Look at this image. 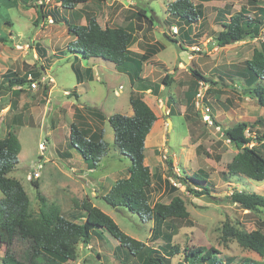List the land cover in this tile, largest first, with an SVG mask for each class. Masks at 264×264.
<instances>
[{
  "label": "rangeland",
  "instance_id": "obj_1",
  "mask_svg": "<svg viewBox=\"0 0 264 264\" xmlns=\"http://www.w3.org/2000/svg\"><path fill=\"white\" fill-rule=\"evenodd\" d=\"M172 1L90 0L77 4L73 9H66L61 8L56 0H46L47 9L58 7L60 18L54 20L49 16L35 24L38 17L36 3H41V0H0V136L9 129L14 130L22 145L20 162L9 176L19 179L24 185L30 198L32 217L39 216L38 190L43 195L48 194L51 201L64 202L66 209L72 206L73 197L78 195L79 200L89 199L112 216L123 231L156 251L164 253L165 235H172L173 244L179 245L182 250L196 246L213 247L217 256L228 260V264L245 258L261 259L256 251L225 234L226 223L237 230L264 232V207L250 211L228 198L235 190L264 195V180L227 173L239 148L226 137L224 130L246 121L250 124L247 135L257 137L264 133V105L249 96V89L256 83H250L245 69V61L264 41V26L259 37L225 46H220L215 36L223 29V21L242 10L256 15L259 7L264 8V0H193L203 3L206 14L200 22L191 26L170 15L168 8ZM142 11L149 17L153 16L154 26L140 32L138 19L147 22L145 16L140 15ZM87 13L94 15L104 27L136 30L138 46H142V41L149 46L156 40L166 45L158 55L166 65H158L156 80H152L160 86L159 93L147 90L144 91L147 93L145 96L142 94L161 115L146 140V164L150 165L152 173H157L151 201L169 203L173 196L180 195L192 224L186 219H168L161 233L154 234V220H144L126 208H113L103 200V195L117 180L128 176L131 163L116 145L113 128L106 116L117 112L131 115L129 94L136 91L128 77L115 66L116 63L103 58L85 59L81 55L76 60L75 52L69 47L75 40L69 31V24L74 21L86 24ZM173 27L181 33L184 29L190 30V38L193 39L188 41L175 36ZM171 37H178L181 44ZM136 47L137 44H134L132 49ZM79 61L84 66L95 64L99 79L79 87L82 93L77 96V74L72 65ZM34 67L42 77L36 81V86L26 83L21 86L23 90L16 93L15 87L9 89L5 85L2 75L7 70L25 75ZM169 70L175 71V77L171 85L166 86L163 77ZM194 70H199L212 82L201 81L197 94L189 103L186 92L194 84ZM261 83L264 87V80ZM135 85L140 89L138 83ZM52 88L51 103H47L45 113V97L49 96ZM198 93L200 102L211 107L212 123L204 120L201 109L196 106ZM16 102L13 107L12 103ZM165 105L168 106L166 113L163 111ZM170 108H173L174 114H169ZM92 110L104 112V119L92 117L89 113ZM88 122L94 127L99 126L98 134L104 130V140L109 145L98 168L91 172L97 178L82 176L65 168L66 165H73L80 170L81 160L76 157L80 154L71 144V126L75 123L87 128L90 125ZM41 145L46 149L42 150ZM254 145L264 154V140L255 139L251 143V146ZM170 159H173V170L178 175L202 172L208 179L209 193L193 194L174 178L171 180L180 190L174 194L165 190L164 179L159 182L157 178L158 175L163 178L169 176ZM35 169L43 171L39 179L34 175ZM63 169L67 171L63 172ZM50 171L58 179L45 184L46 189L42 185L39 189L35 187L32 181L45 180ZM193 187L201 189L200 186ZM6 250L7 245L0 243V264H4ZM171 260L173 264H190L185 261L183 253L171 256ZM69 264H139V261L107 229L97 228L89 245L78 244L76 259Z\"/></svg>",
  "mask_w": 264,
  "mask_h": 264
},
{
  "label": "trees",
  "instance_id": "obj_2",
  "mask_svg": "<svg viewBox=\"0 0 264 264\" xmlns=\"http://www.w3.org/2000/svg\"><path fill=\"white\" fill-rule=\"evenodd\" d=\"M41 1L39 4L36 3L38 17L35 24L49 16L58 20L60 18L58 7L47 9L46 0ZM88 1L90 0H56V3H59L61 8L73 9L77 4ZM168 11L170 15L177 17L178 21L189 26L200 22L206 14L203 3H195L193 0H174L169 4ZM140 15L145 16L147 22H141L142 19L139 18V23H137L139 30L154 26L153 16L149 17L144 11ZM86 17V24L75 21L69 24V31L75 37L69 47L75 52V57L81 55L85 59L110 60L116 63L122 71L128 73L132 82L148 83V80L141 76L144 62L155 52L162 50L164 44L159 41L160 46L153 45L156 49L152 53L147 49L145 53L137 54L130 49L136 30L124 27H104L94 15L87 13ZM263 26V7L258 8L256 15H249L242 10L222 22L223 29L216 34L215 39L220 46L247 38L254 39L260 36ZM190 32L189 30L188 35ZM172 39L179 43L178 39ZM245 64L250 83H256L249 89L248 94L264 105V87L261 83L264 80V41L260 42V47L254 51L250 59L245 61ZM75 65L73 64L72 67L80 79ZM37 71L34 67L29 73L19 75L16 71L9 69L2 77L5 85L13 89L16 86L40 80L41 72ZM29 74L32 76L31 79ZM193 74L194 84L186 92L189 103L197 94L201 81L212 82L199 70H194ZM173 76V73L167 72L163 77V83L170 86ZM159 88L157 83L151 82L142 89H151L152 92L158 94ZM16 90V93H19L22 89ZM142 94V92H133L130 96L132 115L117 112L108 117L114 131L115 143L121 152L130 158L131 163L128 167V176L117 180L103 195V200L113 208H126L137 213L144 220H154V234H159L168 219H186L190 224L193 221L189 218L185 201L180 195L173 196L169 203H152L151 201L153 180L157 173H152L150 165L146 164V140L158 116ZM169 114H174L173 108H170ZM249 127L248 122L242 121L224 130L226 137L239 148L227 173L230 175L244 174L252 179L263 181L264 154L256 145L251 146V143L255 139L263 141L264 133L257 137L247 135ZM89 133L88 128H81L73 123L70 139L72 146L80 153L89 168L94 169L98 167L102 157L108 152L109 145L104 140V130L100 134H95V138L89 137ZM21 148V142L13 130H10L6 136L0 137V190L3 192V197L0 199V243L7 245L3 257L4 264H69V261L76 259L78 244L89 245L97 228L107 229L122 246L128 248L130 254L138 259L139 264H173L171 256L180 253L184 254L185 261L190 264H228V260L217 256L216 249L213 247L196 246L182 250L179 245L173 244L172 235H165V252L156 251L145 242L123 231L112 216L93 205L89 199H83L77 203L75 210L64 211L38 190L39 216L32 217L29 209L30 198L24 185L19 179L9 176V173L19 163ZM169 168L168 177L163 178L158 175L157 178L159 182H163L164 179L165 190L168 189L172 194L180 190V187L172 182L171 178H174L177 183L185 186L193 194L209 193L210 185L202 172L195 171L185 176L178 175L173 170V159L169 160ZM32 182L35 187L40 188L37 179ZM193 184L200 186L201 189H195ZM228 198L232 202H237L243 209L250 211L264 207V195L255 192L235 190ZM225 234L236 238L241 245L256 251L261 257L258 260L245 258L233 264H264V232L262 230L246 232L234 229L226 223Z\"/></svg>",
  "mask_w": 264,
  "mask_h": 264
},
{
  "label": "crops",
  "instance_id": "obj_3",
  "mask_svg": "<svg viewBox=\"0 0 264 264\" xmlns=\"http://www.w3.org/2000/svg\"><path fill=\"white\" fill-rule=\"evenodd\" d=\"M221 26H222V24H221ZM139 28V27H138ZM140 29V28H139ZM144 30H147V29H145L144 28ZM144 30H140V32H143ZM188 32H189V30H186V29H184V31L181 33V31L180 32H178V33H175V34H177V35H175V36H178V37H180V38H183V40L184 39H186V40H188V41H191L193 38L191 37L190 38V35H191V33H189V35H188ZM200 34V33H199ZM200 36H201V34H200ZM178 37H176V39L178 38ZM171 38H173V37H171ZM139 40V39H138ZM152 44L151 45H149L148 46V44L145 42V43H143V41H142V46H138V44L139 43H137V34H136V32H135V38H134V40H133V42L131 43V46H130V49L132 50V51H134L135 53H137V54H143V53H145V51L147 50V49H149V51H150V53H152L156 48L153 46V45H157L158 47L160 46L159 44H158V41L156 40V42L155 43H153V42H151ZM163 43V42H162ZM181 42H179L178 44H180ZM134 44H137V47H136V49H132V46L134 45ZM164 44V43H163ZM166 48V45L164 44V48H162V50H159L158 52H155V54H153V56H151V57H149L148 58V60H146L145 62H144V65H143V68H142V71H141V76L143 77V78H146L147 80H148V83L146 82H141V81H135V82H132L131 81V79H130V76H129V74L128 73H126V72H124V71H122L121 72V74L122 75H126L127 77H128V79H129V82H130V85L132 86V88L134 89V91H136V92H142L143 94H144V96L147 94L146 92H144V91H147V90H151V89H145V90H143L142 88H144V86H147V85H149L151 82H152V80L153 81H155L156 79H155V77H156V74H157V72H158V65H163L165 62H163L161 59H159V53L161 52V51H163L164 49ZM76 58V60H78V58L79 57H75ZM80 63V64H79ZM79 63H77L76 65H75V67H76V71L79 73V78L80 79H78V76H77V85H75V87L77 88V96H79V95H81V93H82V91H81V89H79V87H81V86H88V84H89V81L91 82V81H93V80H98L99 79V76H98V74H97V72H96V66H95V64L94 65H92L91 67L90 66H84L82 63H81V61H79ZM165 65H166V63H165ZM164 65V66H165ZM116 66V65H115ZM84 68V69H81V68ZM117 67V66H116ZM116 67H114L115 68V70H117L118 68H116ZM89 69H91L92 71L91 72H89L88 70ZM73 70H74V68H73ZM75 71V70H74ZM119 71V70H118ZM180 70H176V72L177 73H180L179 72ZM169 72H171V73H173V75L175 74V71H173L172 72V70H169ZM167 73V72H166ZM119 74H120V72H119ZM174 77H175V75H174ZM146 81V80H145ZM135 83H138L139 84V86H140V89H137V87H136V85H135ZM163 85L161 84V87H162ZM121 87H122V85H121ZM86 88V87H85ZM16 89H22L21 88V86H16L15 87V90ZM23 90V89H22ZM52 92H53V88H52V90L50 91V93H49V96H46L45 97V99H46V104H44V106H45V113H46V105H47V103H51V100H50V97H51V94H52ZM66 92V91H65ZM116 93L117 94H120V91H116ZM116 94V95H117ZM131 94H132V92L129 94V100H130V96H131ZM13 102H15V101H13ZM43 102L45 103V101L43 100ZM148 103V102H147ZM149 104V103H148ZM12 105H13V107H15L14 106V103H12ZM16 105H17V102H16ZM150 105V104H149ZM151 106V105H150ZM132 107V106H131ZM152 107V106H151ZM81 108H84L83 106L81 107ZM153 108V107H152ZM166 108H168V106H164L163 107V111L165 112V110H166ZM154 109V108H153ZM165 109V110H164ZM155 111V110H154ZM156 112V111H155ZM90 113V115L93 117H96L97 119H101V120H103L104 119V117H105V114H104V112H101V111H99V110H92V111H90L89 112ZM166 113V112H165ZM133 114V108H132V111H131V115ZM156 114H157V116H158V119L156 120V122H155V124H154V128H155V125H156V123H157V121H159L160 120V116L161 115H159L157 112H156ZM107 118H108V116H106ZM85 118H87V116L85 115ZM90 122H88L87 124H89ZM93 125L90 123V125L87 127L89 130H90V133H89V137H91V138H95V134H98V129L97 128H99V126H97V127H94V129H93ZM11 129H9L6 133H3V136H0V137H4V136H6V134L10 131ZM14 131V130H13ZM103 131V130H102ZM15 132V131H14ZM16 133V132H15ZM17 134V133H16ZM100 134V133H99ZM22 149V148H21ZM78 152V151H77ZM65 154V153H64ZM77 153H75V155H76ZM80 154V153H79ZM74 155V154H73ZM76 157H77V160L78 159H80L81 160V164H80V170L76 167V166H73V165H66V169L68 170V171H74V172H77V174H80V175H82V176H86V175H89V176H91L92 178H97V177H93V175H91V174H93L94 172H95V170L98 168H94V169H90L89 168V166H88V164L85 162V160L83 159V157H81V155H76ZM19 162H20V160H19ZM87 169V170H86ZM37 170H39V169H37ZM67 170H65V169H63V172L64 171H67ZM128 171V170H127ZM34 172V171H33ZM39 172L42 174V172L43 171H40L39 170ZM91 172H93V173H91ZM41 174H40V177H41ZM51 174H53L52 173V171H50V173H48V174H46V177H44V175H43V177H44V179L45 180H43L42 179V181L40 180L39 181V183H40V186L42 185V187H44L45 189H46V186H45V184H48V183H52L53 181H55V180H57L58 179V176L56 177V178H54V175H51ZM40 177H38L37 179H39ZM98 181V180H97ZM110 190V189H109ZM108 190V191H109ZM46 197H47V199L50 201V202H52V203H54L58 208H60V209H62V210H64V211H66V210H68V211H72V210H75L76 209V207H77V203H80L82 200H79L78 199V195H76L75 197H73L74 198V202L73 203H71V205L72 206H70V208H68V209H66L65 207H63V204H64V202H62L61 200H59V202L56 200V199H54L53 201H51L48 197H49V195L47 194V195H45ZM1 199V198H0Z\"/></svg>",
  "mask_w": 264,
  "mask_h": 264
},
{
  "label": "built area",
  "instance_id": "obj_4",
  "mask_svg": "<svg viewBox=\"0 0 264 264\" xmlns=\"http://www.w3.org/2000/svg\"><path fill=\"white\" fill-rule=\"evenodd\" d=\"M173 31H174V33H178L179 29L177 27H173ZM29 78L30 79L32 78L31 74H29ZM36 83H37L36 81H33L31 84L36 86ZM200 90H201V88H200ZM199 96H200V93H198V101L196 103V106L199 109H201L202 116H203L204 120L206 122H208V123H212V118H211L212 110H211V107L206 105L203 101L200 102V97ZM41 148H42V150L46 149V147H44L43 145H41ZM40 174L41 173L39 172V170H37V169L34 170V175H35L36 178L40 177Z\"/></svg>",
  "mask_w": 264,
  "mask_h": 264
},
{
  "label": "water",
  "instance_id": "obj_5",
  "mask_svg": "<svg viewBox=\"0 0 264 264\" xmlns=\"http://www.w3.org/2000/svg\"><path fill=\"white\" fill-rule=\"evenodd\" d=\"M164 110H165V109H164ZM165 111H166V110H165ZM168 121H169V123H171V124H170V127H172V120L169 118Z\"/></svg>",
  "mask_w": 264,
  "mask_h": 264
}]
</instances>
